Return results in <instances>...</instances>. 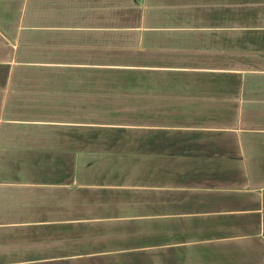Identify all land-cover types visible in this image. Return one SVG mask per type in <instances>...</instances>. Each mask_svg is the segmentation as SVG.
I'll return each instance as SVG.
<instances>
[{
    "label": "crops",
    "instance_id": "1",
    "mask_svg": "<svg viewBox=\"0 0 264 264\" xmlns=\"http://www.w3.org/2000/svg\"><path fill=\"white\" fill-rule=\"evenodd\" d=\"M0 264H264V0H0Z\"/></svg>",
    "mask_w": 264,
    "mask_h": 264
}]
</instances>
